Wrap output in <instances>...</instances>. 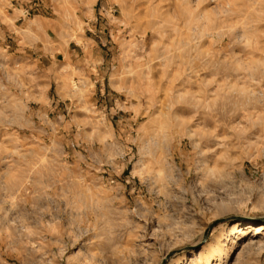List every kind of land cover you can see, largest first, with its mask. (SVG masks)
Returning a JSON list of instances; mask_svg holds the SVG:
<instances>
[{
	"label": "rangeland",
	"instance_id": "1",
	"mask_svg": "<svg viewBox=\"0 0 264 264\" xmlns=\"http://www.w3.org/2000/svg\"><path fill=\"white\" fill-rule=\"evenodd\" d=\"M260 225L264 0H0V264H264Z\"/></svg>",
	"mask_w": 264,
	"mask_h": 264
},
{
	"label": "bare ground",
	"instance_id": "2",
	"mask_svg": "<svg viewBox=\"0 0 264 264\" xmlns=\"http://www.w3.org/2000/svg\"><path fill=\"white\" fill-rule=\"evenodd\" d=\"M241 226H242V224H241L240 222H234V223H233V226L231 227V230H230V231H233V230H235V229L237 230V229H238L239 227H241ZM263 230H264V225L255 226V231H256V233H255L254 235H258V234L262 233L261 231H263ZM221 236H222V233H220V234L216 237V239H217V244L214 245V246L209 250V255H210L211 257H214V256L218 255L219 252H220V250H221L220 245H219V244H220V243H219V240H220ZM182 258H183V255L180 256V258L178 259V262H181Z\"/></svg>",
	"mask_w": 264,
	"mask_h": 264
}]
</instances>
